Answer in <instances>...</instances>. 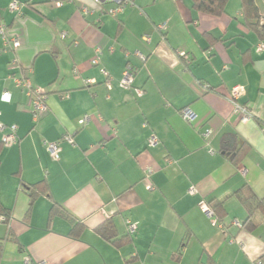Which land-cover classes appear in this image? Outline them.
I'll return each mask as SVG.
<instances>
[{
  "label": "crops",
  "instance_id": "0c3cea01",
  "mask_svg": "<svg viewBox=\"0 0 264 264\" xmlns=\"http://www.w3.org/2000/svg\"><path fill=\"white\" fill-rule=\"evenodd\" d=\"M10 1L0 0V21L20 44L0 39V94H11L0 100V122L15 125L18 142L0 149V203L10 210L0 220V264H264V0H253L255 19L242 0L217 15L192 0H120L115 14L120 3L18 0L19 16ZM127 65L130 89L119 86ZM21 76L46 91L36 121L14 82ZM236 85L246 122L227 98ZM187 107L191 121L181 116ZM65 134L73 143L61 141L55 160L45 143ZM224 142L242 146L237 164ZM39 182L46 189L38 185L29 206ZM250 193L258 204L249 211L240 197ZM61 209L80 222L76 231ZM127 218L137 224L132 236ZM107 224L112 241L100 232Z\"/></svg>",
  "mask_w": 264,
  "mask_h": 264
},
{
  "label": "built area",
  "instance_id": "2783aa9c",
  "mask_svg": "<svg viewBox=\"0 0 264 264\" xmlns=\"http://www.w3.org/2000/svg\"><path fill=\"white\" fill-rule=\"evenodd\" d=\"M54 5L56 6H61L64 1L66 0H50ZM98 4H102L104 2H116L120 3L117 8L109 10V13L115 14L119 10H121L122 4L120 0H94ZM23 6V3L18 1V0H11L9 3V10L13 12L16 16H19L21 13V8ZM158 29L164 30L165 25L164 24H159L157 26ZM67 36V32H62L60 34L61 38H65ZM0 39L3 41V43H8L10 44L13 48L19 46L20 41L18 38H8V34L6 31V26L0 21ZM143 41L147 42L149 41V36L143 35L142 36ZM264 48V44L259 43L257 45V50L260 51ZM96 55L92 59V64H97L98 63V55L100 53L99 49L95 50ZM139 56L142 57L141 53L136 52ZM181 55H185L184 53H181ZM12 64L15 63V60L11 62ZM134 81V72L131 66L127 65L123 72L122 75L119 79V86L122 88H127L130 89L132 88ZM14 82L17 87H22L26 91V95L28 96V101H29V106H30V112L32 114L33 119L36 121L38 118L46 112L47 110V96H46V91L42 88L35 87L31 84L30 79L28 76H21L20 78H15ZM105 84L109 87V81H106ZM136 93L139 94L140 90H136ZM245 94V88L241 85H236L232 87L229 90L228 94V101L231 103L233 111L237 114H239V120L242 122H246L250 120L251 112L248 109V107L242 103L239 102V99L243 97ZM11 99V94L8 91H2L0 94V100L3 102H9ZM181 116L187 120L191 121L194 118V113L190 108H183L181 110ZM90 115L89 114H84L82 115V120L86 122L89 119ZM0 132H1V137L0 140L3 143L4 146H10L18 142V137L16 135V127L15 125H5L2 122H0ZM211 134L210 130H206L203 134L204 138H208ZM61 141H66L68 143H73L72 136L70 134H65L62 136L60 140L53 141V142H46V147L48 149V152L53 159H58L59 157V150H60V142ZM158 142L157 138L155 135H151L148 139V143L150 145H154ZM145 177L149 178L152 174V168L146 167L144 169ZM148 189H152V186L148 184L146 186ZM191 192L194 190L191 189ZM200 209L210 218L212 223L216 224L217 223V218L215 216L214 211L210 208V206L205 202L201 201L200 204ZM0 220H4V217L1 216ZM238 225V224H237ZM125 227H126V233L129 236H132L136 230H137V224L130 219H125ZM29 260H25L23 264H29ZM258 264L260 262L258 261Z\"/></svg>",
  "mask_w": 264,
  "mask_h": 264
},
{
  "label": "trees",
  "instance_id": "16d2710c",
  "mask_svg": "<svg viewBox=\"0 0 264 264\" xmlns=\"http://www.w3.org/2000/svg\"><path fill=\"white\" fill-rule=\"evenodd\" d=\"M192 1L194 4V7H196L198 10L204 11V12L209 13V14L217 15L223 11L225 3L227 0H192ZM242 5H243V10H244L245 15L252 16L254 19L258 18L257 12H256V7L254 5L253 0H242ZM256 24L257 23L251 24V26L256 27ZM242 145L244 146L245 143L243 142ZM2 146H4V145L0 140V149ZM222 149H223V152L226 154V156L230 157L231 161L234 164L238 163V161L242 155V151H240L242 149V146L240 149L237 148V150L236 149L231 150V149H229L226 142H224ZM38 185H44V184H43V182H39L35 185L30 186L31 191L29 192V196H30L29 206L31 205V203L33 202L35 197H37V195L43 193L37 189ZM45 187H46V184L44 185V188ZM240 198L244 202V204L246 205V207L249 211L258 204V199L256 198L255 194H253V193H250L248 196L242 195ZM56 209H57L56 206L52 205V207L50 208V216L57 211ZM61 210H62L61 212L64 214V216L67 218V220H69V222L71 223V231L72 232L76 231L78 226L80 225V222H78L73 216L68 214L65 210H63V209H61ZM214 213H215L216 217L219 218L218 214L215 211H214ZM1 216L4 217V220H1V221H3L4 223H7L8 219L10 217V210L6 209L0 203V217ZM100 232L106 239H108L110 241H112V239H114L116 237L115 233L112 231V229L110 228V226L108 224L104 227H101Z\"/></svg>",
  "mask_w": 264,
  "mask_h": 264
}]
</instances>
